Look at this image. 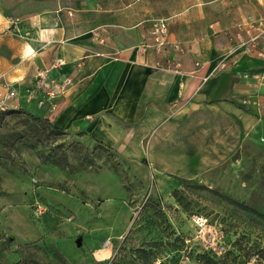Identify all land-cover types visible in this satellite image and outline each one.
I'll return each mask as SVG.
<instances>
[{
	"label": "rangeland",
	"instance_id": "1",
	"mask_svg": "<svg viewBox=\"0 0 264 264\" xmlns=\"http://www.w3.org/2000/svg\"><path fill=\"white\" fill-rule=\"evenodd\" d=\"M54 124L0 113V264H264V90L123 149Z\"/></svg>",
	"mask_w": 264,
	"mask_h": 264
},
{
	"label": "crops",
	"instance_id": "2",
	"mask_svg": "<svg viewBox=\"0 0 264 264\" xmlns=\"http://www.w3.org/2000/svg\"><path fill=\"white\" fill-rule=\"evenodd\" d=\"M158 16L170 18L172 44L163 54L141 49ZM248 16L264 17V0H0V92L16 89L10 108L105 145L148 142L182 106L240 103L264 90L246 77L264 71L254 56L216 69L231 48L227 30ZM59 57L68 63L54 72L73 81L39 105L30 94L37 72ZM164 59L180 60L182 71L158 67Z\"/></svg>",
	"mask_w": 264,
	"mask_h": 264
},
{
	"label": "built area",
	"instance_id": "3",
	"mask_svg": "<svg viewBox=\"0 0 264 264\" xmlns=\"http://www.w3.org/2000/svg\"><path fill=\"white\" fill-rule=\"evenodd\" d=\"M13 29L18 32L19 28L16 19L13 21ZM150 41L141 46V49L153 48L158 53H165L172 44L170 39V18L158 16L152 19L150 30ZM230 37L231 48L226 56L216 65L217 70H223L236 63L239 55L247 54L254 56L264 63V17L254 18L248 16L245 20H240L233 24L232 28L227 30ZM174 50L182 51L183 48L175 43ZM68 62L59 57L55 59L50 66L38 70L36 84L30 90L32 97L37 99L39 105H43L45 101L51 100L61 95L67 87L72 83L73 77L66 75H57L54 70L64 67ZM156 65L166 71L181 72L182 62L180 60L164 59L157 61ZM253 84L255 87L264 84V71L254 73ZM17 96V90L9 88L8 92H0V113L9 106V100ZM37 208L40 213L46 210L44 204L37 201Z\"/></svg>",
	"mask_w": 264,
	"mask_h": 264
},
{
	"label": "clouds",
	"instance_id": "4",
	"mask_svg": "<svg viewBox=\"0 0 264 264\" xmlns=\"http://www.w3.org/2000/svg\"><path fill=\"white\" fill-rule=\"evenodd\" d=\"M26 48H28L29 51L31 52V55H32L33 57H35V55H36L35 51H34V50H31V49H30V46H26ZM24 58H27V57H24Z\"/></svg>",
	"mask_w": 264,
	"mask_h": 264
},
{
	"label": "bare ground",
	"instance_id": "5",
	"mask_svg": "<svg viewBox=\"0 0 264 264\" xmlns=\"http://www.w3.org/2000/svg\"><path fill=\"white\" fill-rule=\"evenodd\" d=\"M103 251H104V253L107 255L108 251H106V250H103ZM99 255H100L101 257L103 256L102 253H99Z\"/></svg>",
	"mask_w": 264,
	"mask_h": 264
},
{
	"label": "trees",
	"instance_id": "6",
	"mask_svg": "<svg viewBox=\"0 0 264 264\" xmlns=\"http://www.w3.org/2000/svg\"><path fill=\"white\" fill-rule=\"evenodd\" d=\"M11 110V109H10ZM13 110V109H12ZM19 110H22V111H26V109H24V108H19Z\"/></svg>",
	"mask_w": 264,
	"mask_h": 264
}]
</instances>
